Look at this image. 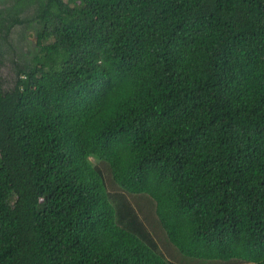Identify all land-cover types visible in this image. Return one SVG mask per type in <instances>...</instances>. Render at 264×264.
I'll list each match as a JSON object with an SVG mask.
<instances>
[{"label":"trees","instance_id":"1","mask_svg":"<svg viewBox=\"0 0 264 264\" xmlns=\"http://www.w3.org/2000/svg\"><path fill=\"white\" fill-rule=\"evenodd\" d=\"M9 58L0 264H264V0H0Z\"/></svg>","mask_w":264,"mask_h":264},{"label":"rangeland","instance_id":"2","mask_svg":"<svg viewBox=\"0 0 264 264\" xmlns=\"http://www.w3.org/2000/svg\"><path fill=\"white\" fill-rule=\"evenodd\" d=\"M8 42L11 44L10 48H7L8 45H4V48L11 51L10 53L19 60L22 55L24 56V52H27L34 46L35 35L23 23L15 27ZM3 63V66L0 68V76L6 80L5 82H9L16 74L15 70H13L14 62L9 58L5 59Z\"/></svg>","mask_w":264,"mask_h":264}]
</instances>
